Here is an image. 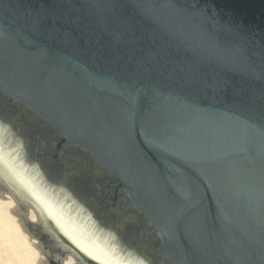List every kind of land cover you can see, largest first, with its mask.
<instances>
[{"label":"water","instance_id":"obj_1","mask_svg":"<svg viewBox=\"0 0 264 264\" xmlns=\"http://www.w3.org/2000/svg\"><path fill=\"white\" fill-rule=\"evenodd\" d=\"M0 95L119 178L159 264H264V0H0ZM0 139L150 264L1 123Z\"/></svg>","mask_w":264,"mask_h":264},{"label":"flooded vegetation","instance_id":"obj_2","mask_svg":"<svg viewBox=\"0 0 264 264\" xmlns=\"http://www.w3.org/2000/svg\"><path fill=\"white\" fill-rule=\"evenodd\" d=\"M0 123L9 126L15 141L28 151L47 177L61 183L102 225L112 229L119 241L135 247L150 264L161 256L146 249L154 236L148 218L128 202L121 181L100 165L91 153L73 144L58 142L62 135L20 102L0 95Z\"/></svg>","mask_w":264,"mask_h":264},{"label":"bare ground","instance_id":"obj_3","mask_svg":"<svg viewBox=\"0 0 264 264\" xmlns=\"http://www.w3.org/2000/svg\"><path fill=\"white\" fill-rule=\"evenodd\" d=\"M14 149L4 147L0 139V183L17 195L16 198L10 191H0V216L19 246L15 249L19 257L25 255L30 264H49L46 258L49 251L30 233L22 217L20 203L29 201L34 221L42 223L58 243L62 244L59 231L73 244L62 245L67 252L63 264H84L88 258L93 260L92 264H147L119 250L108 235L95 227L88 214L67 202L66 195L46 186L38 171L28 170L27 165L18 160L17 153H13ZM48 219L53 221L54 229Z\"/></svg>","mask_w":264,"mask_h":264},{"label":"rangeland","instance_id":"obj_4","mask_svg":"<svg viewBox=\"0 0 264 264\" xmlns=\"http://www.w3.org/2000/svg\"><path fill=\"white\" fill-rule=\"evenodd\" d=\"M28 164L32 166L34 165L32 161H29ZM0 191L4 193L8 192L2 187H0ZM2 219L3 218L0 216V264H30L25 255L22 254V257H19L18 254L15 253L17 251H15V249H19V246L17 245L12 232H8V226H5ZM27 227L30 233L42 242L44 248L49 251V256L48 254L46 256L49 260V264H63L64 259L67 257V252L62 245L67 244V242L60 238L62 241V244H60L56 240L53 241L51 236L45 234L46 232L44 233L43 231L41 232L40 229L31 228L29 226ZM84 264H92V262L87 260Z\"/></svg>","mask_w":264,"mask_h":264}]
</instances>
